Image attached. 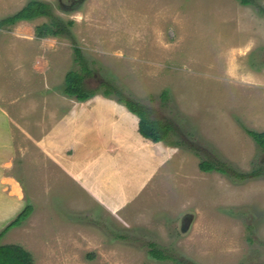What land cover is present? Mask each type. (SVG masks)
<instances>
[{
	"label": "rangeland",
	"instance_id": "1",
	"mask_svg": "<svg viewBox=\"0 0 264 264\" xmlns=\"http://www.w3.org/2000/svg\"><path fill=\"white\" fill-rule=\"evenodd\" d=\"M27 1L0 0V18ZM43 1L73 21L74 41L37 36L43 15L0 26L1 126L15 146L4 182L17 199L0 230L19 201L32 205L0 244H20L33 264H177L154 258L150 242L197 264H264V173L232 180L198 166H264L246 131H264V0ZM73 42L92 71L86 87L98 88L84 101L63 93L65 73L79 70ZM103 80L169 120L167 139L131 152L138 117L103 94ZM124 161H149V177L115 211L94 184L111 198L126 189L139 167L127 173Z\"/></svg>",
	"mask_w": 264,
	"mask_h": 264
},
{
	"label": "trees",
	"instance_id": "2",
	"mask_svg": "<svg viewBox=\"0 0 264 264\" xmlns=\"http://www.w3.org/2000/svg\"><path fill=\"white\" fill-rule=\"evenodd\" d=\"M245 5H255L254 0H238ZM260 14L264 15V8L258 7ZM47 16L48 22L37 25L35 28L37 36L45 35H63L70 37L73 41V34L70 26L73 21H64L61 17L56 15L51 5L43 0H28L24 6L11 15L0 18V26L11 24L21 19H32L37 16ZM74 53V61L79 64V70L70 69L64 75L63 93L67 96H72L79 101L87 100L93 95L97 94L98 88H87L85 85V77L92 71L87 67L81 49L75 42L72 44ZM100 86H103V94L105 96L114 95L118 103L123 104L128 111L138 117L137 129L138 132L145 138L151 139L154 142L165 141L173 130L172 123L167 119L153 118L149 115L147 108L131 95L124 93L118 86L112 82L103 80L100 81ZM166 91L161 92L162 98L166 97ZM247 133L253 138L255 144L264 150V131H257L246 129ZM198 166L203 171H218L227 175L232 180L237 178L246 179L247 177H256L264 173V166H255L247 173H240L235 171L223 160H214L208 157L202 158ZM32 211V205L26 203L24 207L11 219L1 230V236L11 227L18 226L25 220ZM156 259H173L177 264H197L195 262H187L185 260L177 259L169 254L163 253L159 248H156L152 242L149 243V251ZM0 264H33L30 252L22 247L20 244H0Z\"/></svg>",
	"mask_w": 264,
	"mask_h": 264
},
{
	"label": "crops",
	"instance_id": "3",
	"mask_svg": "<svg viewBox=\"0 0 264 264\" xmlns=\"http://www.w3.org/2000/svg\"><path fill=\"white\" fill-rule=\"evenodd\" d=\"M2 116H0V120H1ZM2 120L0 121V213H2V211H4V209L6 207H9V205H11L12 203L13 204L17 203L16 196H11V194L8 191V185L5 184V182H4L9 177V174L7 171L9 169V167H6V162L7 161H13L11 156L15 152V146L12 143V137H11V134L8 132L7 128H5L4 125L1 126V124L5 121L4 120L2 122ZM134 132H135L134 135L132 134L133 138H131V143H129V144L126 143L127 146L130 148L129 150H131V152H133V150L136 148V144H138V142H139V144H140V142H143V141L146 142L144 140L145 137H143L138 132L137 125L134 128ZM84 133L87 134L86 131H84ZM84 138H83V141L85 139L88 140V137L85 139ZM85 142H86V140L83 142V144ZM157 142H159V141H157ZM141 145H142V146H140L141 148H139L137 146V148L139 149L137 153L145 159L147 157L149 158V147L151 145H149V142L144 143V144L142 143ZM134 146H135V148H134ZM81 150H83V148H81ZM135 151H136V149H135ZM159 162H162V161H159ZM122 164H123V166H122L123 171H126L127 173H129V172L134 173L133 171H130L129 168L134 166V168L136 169L139 167L138 169H136V171H138L137 173L139 174V177H137V178L132 177V179L126 180V183H128V181H130V185L126 186V189H124L122 191L120 190L119 193L115 194V197L111 198V196H112L110 194L111 191H107L106 187L104 185H102V187H101L100 184H94L96 187L95 190H97L99 192V193H97L98 197L111 199V200H109V203L111 204L110 206H112L115 211H117L118 208H120L122 206L124 200L127 201V199L129 197L136 194L141 188H145L146 187L145 184L147 183L146 182L147 177H149V161H124ZM101 180H103V179H101ZM104 183H105V181H104ZM21 207H22V202L19 201V206H18L17 210L20 211Z\"/></svg>",
	"mask_w": 264,
	"mask_h": 264
},
{
	"label": "bare ground",
	"instance_id": "4",
	"mask_svg": "<svg viewBox=\"0 0 264 264\" xmlns=\"http://www.w3.org/2000/svg\"><path fill=\"white\" fill-rule=\"evenodd\" d=\"M15 185H16V184H14L13 182L11 183V187H12L13 191H14V192L16 191L17 193H19V191H20V190H19V187H18L17 185L15 186Z\"/></svg>",
	"mask_w": 264,
	"mask_h": 264
}]
</instances>
